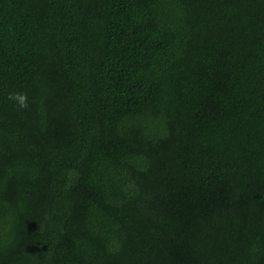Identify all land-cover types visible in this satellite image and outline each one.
<instances>
[{"label":"trees","instance_id":"trees-1","mask_svg":"<svg viewBox=\"0 0 264 264\" xmlns=\"http://www.w3.org/2000/svg\"><path fill=\"white\" fill-rule=\"evenodd\" d=\"M0 264H264V0H0Z\"/></svg>","mask_w":264,"mask_h":264}]
</instances>
